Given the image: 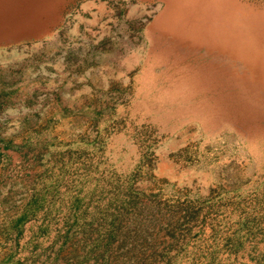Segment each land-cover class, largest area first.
<instances>
[{
	"label": "rangeland",
	"instance_id": "obj_1",
	"mask_svg": "<svg viewBox=\"0 0 264 264\" xmlns=\"http://www.w3.org/2000/svg\"><path fill=\"white\" fill-rule=\"evenodd\" d=\"M0 264H264V0H0Z\"/></svg>",
	"mask_w": 264,
	"mask_h": 264
}]
</instances>
